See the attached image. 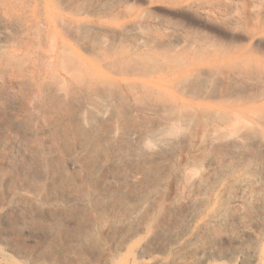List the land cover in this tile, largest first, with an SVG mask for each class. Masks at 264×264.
I'll return each instance as SVG.
<instances>
[{
    "label": "rangeland",
    "instance_id": "obj_1",
    "mask_svg": "<svg viewBox=\"0 0 264 264\" xmlns=\"http://www.w3.org/2000/svg\"><path fill=\"white\" fill-rule=\"evenodd\" d=\"M86 1L0 0V68L8 54L55 61L66 43L163 92L164 113L148 115L143 144L107 143L103 121L82 143L68 120L34 121L28 133L58 172L42 192L0 184V264H264V0H104L96 15L77 11ZM61 21L103 30L97 54Z\"/></svg>",
    "mask_w": 264,
    "mask_h": 264
},
{
    "label": "bare ground",
    "instance_id": "obj_2",
    "mask_svg": "<svg viewBox=\"0 0 264 264\" xmlns=\"http://www.w3.org/2000/svg\"><path fill=\"white\" fill-rule=\"evenodd\" d=\"M48 1L60 2L70 8L76 6L80 0ZM96 1L104 0H88L85 4L79 3L77 11L91 10L92 14H98L100 8L96 5ZM102 11L109 12L108 4L107 7L102 8ZM63 19L61 18L62 21ZM62 21L63 29L70 38L87 45L88 52L97 54V49L103 43L100 37L105 34L103 30L98 32L88 25ZM56 60L63 65L65 78L61 79ZM56 60H50L51 62L47 64L44 62L46 66L36 61V63L34 61L30 63L16 54H8L2 60L1 71L3 70L8 76H13V79H19L22 94H24L19 100L17 97L20 95L8 94L4 86L0 87V184L2 185L17 187L19 184L24 188H34L36 192L46 191L50 184L53 185L52 178L58 172L57 166L49 153L43 152L32 139L33 132L30 136L29 131L32 130L34 121H37L41 130H45L68 120L67 134L80 139L81 143L87 142L91 137L92 124L95 121H103L107 126L104 133L106 138L103 137V139L107 143L114 141L116 134H119V141L143 144L145 143L143 127L145 123H148V115L160 116L164 113L162 98L165 94L163 92H155L147 83H144L142 87L139 86L137 84L139 79L115 77L111 72L113 64L107 61V58V63L87 61L84 56L74 52L69 44L63 43ZM132 62L134 64L138 61L134 59ZM169 74L159 80L173 82L175 78L173 70L169 71ZM127 92L133 94V104L125 105ZM115 99L118 100V104L112 103ZM157 121L158 124H162L160 118ZM158 131H152L154 136L165 134ZM177 138L180 140L179 137ZM158 140L160 144L161 139ZM162 141L161 147L172 146L171 140L162 139ZM153 145L156 147L155 144ZM152 146H149L151 148L146 154L149 163H154L160 155L159 149ZM88 166L89 161L81 159V167L87 169ZM148 171H150L149 168L143 170L145 173Z\"/></svg>",
    "mask_w": 264,
    "mask_h": 264
}]
</instances>
